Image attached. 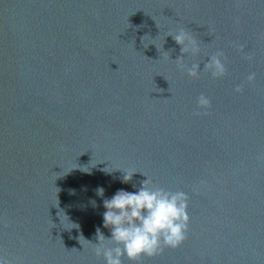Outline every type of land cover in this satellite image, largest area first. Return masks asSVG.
<instances>
[{
	"label": "water",
	"instance_id": "obj_1",
	"mask_svg": "<svg viewBox=\"0 0 264 264\" xmlns=\"http://www.w3.org/2000/svg\"><path fill=\"white\" fill-rule=\"evenodd\" d=\"M148 178L188 194L190 226L140 264H264V0H0V257L105 264L103 201Z\"/></svg>",
	"mask_w": 264,
	"mask_h": 264
},
{
	"label": "clouds",
	"instance_id": "obj_2",
	"mask_svg": "<svg viewBox=\"0 0 264 264\" xmlns=\"http://www.w3.org/2000/svg\"><path fill=\"white\" fill-rule=\"evenodd\" d=\"M168 36L181 46V55L174 60L177 66L190 77L199 78L200 64L189 66L184 61L185 54L200 52L197 39L185 28H179ZM222 58H225L224 52L217 51L204 64V70L210 72L214 78L226 76L227 68ZM247 58L252 59L251 56ZM255 78V73L248 76L249 81H254ZM236 91L241 92L243 89L237 86ZM196 103L201 109L211 107L210 99L203 93L199 95ZM125 173L123 182L128 183L137 172ZM141 185L136 192L121 189L103 201L106 209L102 214L104 227L111 230V236L106 237L97 228L96 238L99 242L93 243V251L98 258H103L105 264H124L125 257L132 264H140L143 257L156 256L165 248H177L187 238L190 226L188 194L157 186L149 178L142 181ZM104 191L103 188H98L97 194L103 197ZM81 238L85 239L81 234L79 242ZM0 264H10V261L0 257Z\"/></svg>",
	"mask_w": 264,
	"mask_h": 264
}]
</instances>
